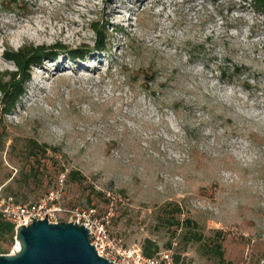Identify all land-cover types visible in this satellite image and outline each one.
Here are the masks:
<instances>
[{"label":"rangeland","instance_id":"rangeland-1","mask_svg":"<svg viewBox=\"0 0 264 264\" xmlns=\"http://www.w3.org/2000/svg\"><path fill=\"white\" fill-rule=\"evenodd\" d=\"M25 45L49 49L10 113L0 90V196L111 213L126 247L172 248L180 264H264L252 0H0V82L17 70L4 52ZM227 58L240 77L220 74ZM32 141L47 151L32 155ZM17 242L0 235V254Z\"/></svg>","mask_w":264,"mask_h":264},{"label":"built area","instance_id":"built-area-1","mask_svg":"<svg viewBox=\"0 0 264 264\" xmlns=\"http://www.w3.org/2000/svg\"><path fill=\"white\" fill-rule=\"evenodd\" d=\"M50 199L54 200L53 193L40 203H16L11 197L0 196V215L12 221L15 230L23 224L32 223L31 216L43 219L48 214L47 218L50 222L64 219L77 221L90 230L91 243L95 245L98 254L118 264H180L172 248L147 256L140 247H126L123 240L112 234L110 230L111 213L98 216L93 210L63 208L50 204Z\"/></svg>","mask_w":264,"mask_h":264},{"label":"water","instance_id":"water-1","mask_svg":"<svg viewBox=\"0 0 264 264\" xmlns=\"http://www.w3.org/2000/svg\"><path fill=\"white\" fill-rule=\"evenodd\" d=\"M46 217L16 229L20 249L0 254V264H118L100 256L91 243L90 230L83 224Z\"/></svg>","mask_w":264,"mask_h":264},{"label":"trees","instance_id":"trees-1","mask_svg":"<svg viewBox=\"0 0 264 264\" xmlns=\"http://www.w3.org/2000/svg\"><path fill=\"white\" fill-rule=\"evenodd\" d=\"M252 2L254 8L264 14V0H252ZM96 25L97 24H94V28L98 30L100 34L98 48L105 49L107 35L105 34V31L102 32ZM201 46L203 48V45ZM48 49L49 47L44 45H25L18 50H8L4 52L5 58L13 61L17 66V70L8 72L6 76H8L9 79L0 82V90L3 93V98L1 99L3 113H10L15 108L19 97L24 93L23 84L30 78L31 65L39 64V62L41 61V57L47 54ZM73 53L74 51L71 54ZM220 65L221 66L218 68V70L220 71V74L225 77L240 75L245 68L243 64H235L231 66L227 64V62H222L220 63ZM146 77L148 78L149 76ZM149 78L154 79V75L150 76ZM249 79L251 78H247V81L243 83L246 87H249L251 85ZM31 149V154L37 155V150L46 152L47 146L45 144H40L37 141H32ZM78 175L79 172L74 171L69 174V177L74 180H76L77 178H83L82 175ZM14 232L15 224L0 215V235L9 236L11 239H13ZM157 250L158 247L155 245L150 246L148 245V243L144 245V254L147 256H153L157 252ZM216 253L221 258H223L224 253L221 249L220 244H218L216 247Z\"/></svg>","mask_w":264,"mask_h":264},{"label":"bare ground","instance_id":"bare-ground-1","mask_svg":"<svg viewBox=\"0 0 264 264\" xmlns=\"http://www.w3.org/2000/svg\"><path fill=\"white\" fill-rule=\"evenodd\" d=\"M142 3H143V1H142ZM116 12V11H115ZM117 13H121L120 11H118ZM203 48H204V44H203ZM225 61H227V64H229V65H231V66H233V65H235V64H239L238 62H233V60L232 59H230V58H227V59H225ZM221 65L219 64L218 66H217V68H219ZM243 72V71H242ZM237 76H239V75H237ZM223 77H225V76H223ZM231 78V77H234V76H227V77H225V78ZM240 77V76H239ZM247 78H251V76H246V77H244V78H241L242 79V81H243V83L245 82V81H247ZM252 79V78H251ZM251 86V85H250ZM249 86V87H250ZM20 249V242L18 241L17 242V244H16V247H15V250H19ZM16 252V251H15Z\"/></svg>","mask_w":264,"mask_h":264}]
</instances>
